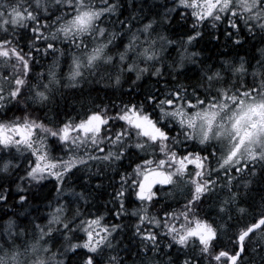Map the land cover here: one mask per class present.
I'll list each match as a JSON object with an SVG mask.
<instances>
[{
	"label": "snow or ice",
	"instance_id": "obj_1",
	"mask_svg": "<svg viewBox=\"0 0 264 264\" xmlns=\"http://www.w3.org/2000/svg\"><path fill=\"white\" fill-rule=\"evenodd\" d=\"M146 3L0 0V264H264V0Z\"/></svg>",
	"mask_w": 264,
	"mask_h": 264
},
{
	"label": "trees",
	"instance_id": "obj_2",
	"mask_svg": "<svg viewBox=\"0 0 264 264\" xmlns=\"http://www.w3.org/2000/svg\"><path fill=\"white\" fill-rule=\"evenodd\" d=\"M168 1V2H167ZM142 2V0H136L137 4H140ZM125 3V7L123 9L124 15H127L129 12V8H128V0H124ZM167 4L169 7H172V3L171 0H147L146 3V8L150 7L152 9L153 12L156 11H160L163 12L164 8L162 7L163 5ZM156 6H161V7H156ZM180 11H183L182 9H180ZM175 15V14H174ZM177 19H179V17H176ZM187 31V28L181 29L178 25L173 24L169 27V32H170V38L172 39H177L179 36L183 35V33ZM222 42L221 44H217L215 42H213L210 37L205 34L204 38L202 40L199 41V43L196 45L194 50L197 51H201L202 50V55L204 56H216L218 55L220 52L225 51V49L222 48ZM234 51H239L241 55L247 53L248 55H251V47L250 45H245L244 48L239 49V50H232L230 52V54H234ZM88 87L85 88V93H87L88 91ZM77 95H79L77 93ZM93 96H96L97 93L96 92H92ZM109 95H111V93H109ZM99 96L101 98H104V93L100 92ZM63 105V102H61ZM72 103H74V101L70 100V103L68 105V110L71 111V107H72ZM97 182V178H94L91 181V184L89 185V188H92L95 183ZM104 185L107 187L109 181L107 179L103 180ZM76 189H80V187H77ZM112 191V189L110 187H107V193H110ZM42 192L45 196L52 198V196L55 193V185L53 181H47L44 182V187L42 189ZM93 196L96 197L95 199H93L91 202V205H93V208L91 210L92 213H95L97 211V208H99L101 211L104 210L105 207H111L110 204H107V200L110 199V197L105 194L103 196H97V194L95 192H93ZM45 203L46 201L38 198L37 200L33 201V204L36 205V209H38V213L36 211V209H30L31 211H33V215L36 214H40L41 216L46 212V208H45ZM45 208V209H44ZM8 212H11L13 209L12 208H7L5 209ZM107 219L109 221H112V217L108 216ZM134 222V220H133ZM125 231L127 232L128 230L125 229ZM127 241H125L126 243Z\"/></svg>",
	"mask_w": 264,
	"mask_h": 264
},
{
	"label": "rangeland",
	"instance_id": "obj_3",
	"mask_svg": "<svg viewBox=\"0 0 264 264\" xmlns=\"http://www.w3.org/2000/svg\"><path fill=\"white\" fill-rule=\"evenodd\" d=\"M168 2V1H167ZM49 181H52V180H49ZM45 182H47V181H45ZM54 182V181H53ZM77 191H80L81 189H76ZM55 196H56V192L54 193V195L52 196V198H55ZM92 203V202H91ZM87 207V206H86ZM92 208H93V205H91V207L88 209L89 211H91L92 210ZM45 209V208H44ZM46 211H47V209H46Z\"/></svg>",
	"mask_w": 264,
	"mask_h": 264
}]
</instances>
